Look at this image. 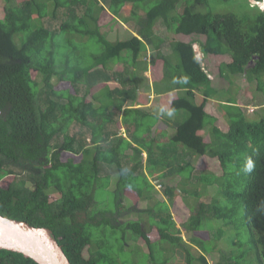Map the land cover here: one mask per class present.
<instances>
[{
	"label": "trees",
	"instance_id": "16d2710c",
	"mask_svg": "<svg viewBox=\"0 0 264 264\" xmlns=\"http://www.w3.org/2000/svg\"><path fill=\"white\" fill-rule=\"evenodd\" d=\"M150 1L0 0V180L11 174L4 165L6 161L29 166L24 178L15 176L13 185L0 186V215L46 228L71 264H118L117 256L111 255L113 244L107 240L108 230L121 233L120 250L128 239L126 233L139 238L143 247H133L132 252L139 260L134 263L165 264L169 254L178 250L185 253L186 264L195 260L210 264L206 255L215 246L210 243L204 252L203 244L207 243L193 233L203 230L201 224L204 217H209L208 212L226 229H236L241 245L234 210L235 200L240 199L243 212L239 224L246 225L248 240L254 247L248 243L247 249L236 250L235 259L233 254L220 250L215 264H238L237 259L248 251H254L260 264H264V107L259 117L248 118L232 90L224 91L226 95L229 93L225 101L211 98L223 93L219 90L221 78L230 86L233 76L240 75L256 81L257 91L264 96V9L250 0H241L239 9L226 12L205 10L209 0H154L153 5L146 7ZM128 2L132 3L131 17L137 36L108 38L101 25V14L116 19ZM60 14L64 17L62 21ZM46 19L59 24L58 27L48 29L44 25ZM156 22L174 35L169 43L170 55L163 50L165 39L154 30ZM178 35L183 37L175 38ZM89 41L92 50L87 57V44L81 43ZM195 42L203 53L201 61L193 51ZM149 49L154 50L153 82L145 78L147 81L140 85L142 71L147 69L142 55L145 57ZM123 51L131 56L132 78L125 81L115 74L113 81L119 87L111 90L103 87L93 93L92 72L99 71L100 77L109 78L108 60L119 57ZM225 56L229 59L224 60ZM32 70L44 80L57 76L68 90L57 91L50 86L46 91L32 77ZM135 72L141 75L140 79ZM76 83L85 85L82 96L72 89ZM139 86L144 92L153 90L155 98L166 102L161 114L135 106ZM103 89L105 98L101 96ZM61 97L67 100L62 101ZM212 99H218L217 105L223 110L221 116L206 109ZM113 109L123 112L121 124L126 126L128 137L120 135L110 148L112 155L107 156V142L115 134L109 129ZM74 123L89 132L84 141L77 137V131L71 132ZM160 123L167 132L173 129L168 140L193 151L202 159L201 165L212 162L214 166L203 168L199 187L185 188L184 202L190 213L186 231L200 246L202 251L198 254L192 252L193 244L180 235L169 204L162 198L152 199V204L144 209L132 206L131 211L137 210L138 218L116 220L121 214L124 193L137 200H150L154 195L150 177L140 170L143 151L147 157L156 156L153 145L161 140L144 137ZM201 129L205 136L199 133ZM163 135H167L165 131ZM129 148L133 150L132 163L126 167L122 156ZM100 162L116 165L118 176L115 188L111 189L113 210L93 209L97 203L96 190L106 189L110 181V175H101ZM150 163V170L154 167L156 174L171 177L174 185H166L163 194L172 201L177 194L176 186L183 188L185 183L181 181L182 175L187 179L182 170L199 168L198 163L181 166L161 159ZM54 187L59 196L50 202L49 190L55 192ZM226 202L229 205L225 206ZM144 215L147 228L143 227ZM215 233L224 236L220 227L212 232L213 238ZM155 248L161 253L160 259L154 253ZM0 264L37 263L19 252L0 249Z\"/></svg>",
	"mask_w": 264,
	"mask_h": 264
},
{
	"label": "rangeland",
	"instance_id": "374dc122",
	"mask_svg": "<svg viewBox=\"0 0 264 264\" xmlns=\"http://www.w3.org/2000/svg\"><path fill=\"white\" fill-rule=\"evenodd\" d=\"M18 1H22V0H18ZM100 1L102 2V0ZM240 1L241 0H209L208 7L205 6L204 9L206 10L208 8L209 10H212L214 12L236 11L237 9L240 8L242 4ZM250 1L251 3H254L252 0ZM154 3H155L154 0H151L150 2H148L146 7H149L153 5ZM138 4L140 6L142 5V3H138ZM77 8L82 10L81 7H77ZM132 8H133L132 3L130 2L126 3L120 9L119 14L116 19L112 18L110 15H107V13L101 14V18H100L101 25L104 26L103 31L108 38L127 39L131 35L137 36L136 32L133 30L134 29L133 28L134 18L131 17ZM181 9L182 8L180 6L179 11H181ZM63 19L64 17L60 14V20L62 21ZM44 25L45 27H48V29L54 30V28L58 27L59 24H54L53 22H50L48 21V19H46L44 21ZM154 30L159 36L165 39V44L163 45L164 53L166 55L172 54L169 43L171 41V37L174 35L172 33H168L165 30L161 22H156V24L154 25ZM62 35L63 34H61L60 36ZM179 37H183V36H180V35L175 36V38L177 39ZM83 43L87 44L85 46V53L87 57H89V53L92 50V41H89L88 43L82 42L81 45ZM126 52L127 51H123L119 57H115V58L108 60L107 63H108L109 68L107 69V73L110 75V77L107 78L106 80L105 78L99 76V71L92 72L93 74H95V79H94L95 87L93 86V89H94L93 93H96L98 90H100L103 87H106L110 90L114 89L115 87H119L120 84L113 81L115 74L120 75L121 79L125 81L132 78V74H134V72L131 73L132 71L131 56L129 53H126ZM144 56L145 57H143L142 55V59L145 61V65L147 66V69L145 71H142L144 78L142 76V79H140L141 75L138 76L139 74L135 72L136 73L135 77H137V79H140V83H139L140 85H142L143 82L147 81V79H148V82L149 81L153 82L152 81L153 78H151V71H152V58L154 56V50L149 49V51H146ZM223 59L226 60V59H229V57L225 56ZM56 60L61 62L60 57H57ZM138 60L140 61V63H143L140 57ZM209 61H213V60L210 59ZM213 66H214V69L216 70L218 66L217 62H215ZM57 69L59 70L60 68H57ZM133 70L135 69L133 68ZM31 75L33 78H35V80L39 81L40 86L41 85L44 86L43 88H45L46 91H48V88L50 86H53V88L57 91H66V89L68 90L67 84L64 82L60 83L58 81L59 79L57 78V76H51L50 78L44 80L37 72H34L33 70L31 71ZM219 81H220L219 90L223 91V93L217 94L216 96H213L211 98L218 97L219 100L225 101L227 99V96H229V93L228 95H226L224 91L230 90L231 92L232 90L233 94L232 93L231 94L235 98H237L238 103L243 106V109H245V113L248 118L255 119V117H259L262 114V107H264V96L261 92L257 91L256 81L255 82L248 81L244 75L233 76V84L230 86H229V82L225 81L222 78ZM151 86H152V83H151ZM140 87L141 86H139V89ZM72 89L76 93V95L82 96L85 92L84 91L85 85L81 83H76V85L72 87ZM139 89L136 92V97H137L136 104H139L138 105L139 108H143V110L145 111L153 110L157 112L158 114H161V112H163L164 109H166V102L162 98L160 97L150 98L151 97L150 95L153 94V90H150L148 94L147 93L144 94L145 92L142 89L140 90ZM105 92L106 90L103 89L101 93L102 98L106 97L104 95ZM49 96L53 97V94ZM44 97L48 98V96L46 95H44ZM61 98H62V101L67 100V98L65 97H61ZM107 98H110V96L108 95V90H107ZM218 99L209 100L207 104L205 105L208 112H210L211 114L215 116H221L223 114V110L221 106L217 105L219 102ZM127 105H128V101L125 103L124 108H126ZM113 112H114L112 115L113 122L110 124L109 129L111 133H115V134L112 135L113 140L107 142V145H106L107 156L112 155L113 152L111 151L110 148L114 147L120 135L128 137V134H127L128 131L126 129V126L121 124V118L123 116V112L117 111L115 109H113ZM137 115L138 114H135V116ZM133 116L134 114L131 115L130 119L133 118ZM165 128H166L165 125L160 123L158 128L156 127L155 130H152L150 134H146V136L144 137V138H147L148 136H155L157 139H160L161 141L153 145L154 153L156 154V156L151 154V157H147L146 152L143 151L142 153L143 168L140 170V172L148 175L151 180L159 179V181L162 182L163 184V189L165 188L166 185H174V183L171 181V177H169L167 174L166 175L156 174L154 167L152 168V170H150L149 169V165L151 164L150 161H153V159H161V160H168V162H175L176 164H179V165L186 164V163L192 165L197 162V159L198 161L200 160V158H198V155H196L193 151L187 149L183 144L168 140L170 133L171 131H173V129L167 132ZM106 129H107V125H106ZM204 129L199 130V133L205 136ZM76 131H77V137H80L82 141H84L85 137L89 136V132L87 131L86 127L82 125L80 126L79 124L74 123L71 126V132H76ZM164 131L167 134L165 136L163 135ZM57 141L60 142L61 138L57 139ZM87 142H88V139H87ZM120 147L124 148V144H121ZM132 155H133L132 148L127 149L123 153L122 163L126 167L131 166L132 159L130 157ZM4 165L5 167L8 168L11 174L6 175L0 180V186L7 184L13 176H16L17 178L18 176H21L19 178H22V177L24 178L25 176L24 174L29 172L28 163L6 161ZM211 166H213L212 162H209V164L205 166L199 165V168H195L187 179L184 178V176L182 175L181 181L185 182L183 185L184 190L183 188L176 186L177 194L174 196L173 201L163 194V190L162 192H157L154 190V193H153L154 195L152 196L150 200H143V199L137 200L136 198L132 197V194L124 193V195L122 196V201H121L120 208H119V210H121V214H119V217H116L117 218L116 220H118L119 222H123V221H127L133 218H138L139 214L137 213V210L131 211L132 206H136L138 210L144 209L147 205L152 204L150 202L152 199L162 198L163 201L168 202L170 214L173 220L175 221L176 226L181 230L180 235L182 236V238L187 240L190 244H193L191 246L193 253L198 254L202 251L198 243H194L193 241L194 236H200L204 238L203 239L204 242L207 243V244H203L202 249H204V252H205V247H208L210 243L211 245L213 244L215 246V248H213V252L206 255L210 264H215L219 260L220 252H221L220 250H223L224 253H226L227 255H230V254H233L236 250L241 251L242 249H247L248 243L254 247V245L248 240V229L246 225L239 224V221H242V219H239V218H241V215L243 212V209L240 205L241 203L240 199L235 200L236 204L234 205V210H235V218L238 220L237 223H238V230L240 231L241 245L239 244V237L236 235V229L234 228L226 229L224 225L218 219L210 216V213L208 212L206 213L209 217H206V218L204 217V220L201 224V227H204L202 231L193 233L194 236L190 232L186 231L187 223H188L187 220H188V216L190 213L184 202V198L187 196V191L185 188L189 187L195 190V188L199 187L201 184L200 176H201V173L203 172V168H210ZM115 167L116 165L114 163H110V165H108L105 162H100L101 175H105V174L110 175V181H109L108 186L106 184V189L98 188L96 190L95 199L97 200V203H95V205L93 206V209L100 208L103 210L105 209L106 211L114 209V204L111 199V196H112L111 189L115 188V181L118 176V173ZM188 170L189 169L184 168L182 172L184 171V174L187 175ZM159 175L161 177H159ZM102 177L106 178L105 176H102ZM49 196H50L49 197L50 202L57 200L59 194L56 188H55V192H53L52 190H49ZM227 205L229 204L226 202L225 206ZM83 217H85V215ZM143 227L144 228L148 227L146 215H144ZM217 227H220L222 229L224 236L222 235L218 236L215 233L214 238H213L212 232H215ZM106 234H107V240L113 244L111 255L113 257L117 256V258L119 259V262L117 261L118 264H120V262L122 261H124L125 264H141L139 262L134 263L138 259V255H135L132 252L133 247L137 245H139L140 247H143L139 238H135V237L133 238L132 237L133 235L131 236L130 233H126V235H128V239L124 241L123 250H120L119 247H120L121 233L120 232L113 233L112 231L108 230ZM207 238H210V241ZM121 244H122V239H121ZM155 249L156 250L154 253L157 259H160L161 253L157 248ZM84 254L86 256L88 255L86 247L84 249ZM184 254L185 253H182L178 250H176L173 253H170L165 264H186ZM142 257L144 258V256ZM232 258L235 259L234 254L232 255ZM126 259H128L129 262H126L125 261ZM237 263L238 264H260V261H259V258L256 257L254 251L252 252L248 251L247 254H245V256L242 259H237ZM193 264H199V262L195 260Z\"/></svg>",
	"mask_w": 264,
	"mask_h": 264
},
{
	"label": "water",
	"instance_id": "95a60500",
	"mask_svg": "<svg viewBox=\"0 0 264 264\" xmlns=\"http://www.w3.org/2000/svg\"><path fill=\"white\" fill-rule=\"evenodd\" d=\"M193 51L195 57L201 61L203 53L198 43L193 44ZM201 65L203 66L202 62ZM0 249L19 252L37 264H71L46 228L33 227L25 221H16L1 215Z\"/></svg>",
	"mask_w": 264,
	"mask_h": 264
},
{
	"label": "clouds",
	"instance_id": "9594fccd",
	"mask_svg": "<svg viewBox=\"0 0 264 264\" xmlns=\"http://www.w3.org/2000/svg\"><path fill=\"white\" fill-rule=\"evenodd\" d=\"M262 1V0H261ZM253 4H258V5H260V1H255V0H253ZM259 8H262V9H264V7H262L261 5H260V7ZM195 43H198V42H195ZM194 44V43H193ZM199 44V43H198ZM148 94V92H145L144 94ZM153 93H154V91H153ZM149 96V95H148ZM151 96V95H150ZM137 98V97H136ZM151 98V97H150ZM139 104H135V106L137 107ZM198 158H200V157H198ZM196 163H198L199 165H201V163H202V159H200L199 161H198V159H197V162ZM192 165H194V164H192ZM181 166H186V164H182ZM198 168V167H197ZM194 170V169H193ZM193 170H188V174L186 175L187 176V178L189 177V175L191 174V172L193 171ZM159 177H161L160 175H159ZM150 181H151V183H152V185H153V187H154V190L155 191H157V192H162V190H163V184H162V182H160L159 181V179H153V180H151L150 179ZM155 181V182H154ZM250 182H251V180H249Z\"/></svg>",
	"mask_w": 264,
	"mask_h": 264
},
{
	"label": "flooded vegetation",
	"instance_id": "af4514ba",
	"mask_svg": "<svg viewBox=\"0 0 264 264\" xmlns=\"http://www.w3.org/2000/svg\"><path fill=\"white\" fill-rule=\"evenodd\" d=\"M24 175H25V174H24ZM14 180H15V176H13V177L11 178V180H10L7 184H5V186H7V185H9V184H10V185H13V184H14V183H13ZM11 182H12V183H11ZM27 183H28V182H26L25 185H27Z\"/></svg>",
	"mask_w": 264,
	"mask_h": 264
},
{
	"label": "bare ground",
	"instance_id": "6f19581e",
	"mask_svg": "<svg viewBox=\"0 0 264 264\" xmlns=\"http://www.w3.org/2000/svg\"><path fill=\"white\" fill-rule=\"evenodd\" d=\"M260 5L264 7V0L260 1Z\"/></svg>",
	"mask_w": 264,
	"mask_h": 264
},
{
	"label": "crops",
	"instance_id": "0c3cea01",
	"mask_svg": "<svg viewBox=\"0 0 264 264\" xmlns=\"http://www.w3.org/2000/svg\"><path fill=\"white\" fill-rule=\"evenodd\" d=\"M151 98H155V96H153V94L151 95ZM238 101V100H237Z\"/></svg>",
	"mask_w": 264,
	"mask_h": 264
}]
</instances>
